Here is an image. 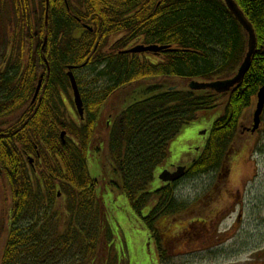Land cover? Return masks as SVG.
<instances>
[{
	"label": "trees",
	"instance_id": "trees-1",
	"mask_svg": "<svg viewBox=\"0 0 264 264\" xmlns=\"http://www.w3.org/2000/svg\"><path fill=\"white\" fill-rule=\"evenodd\" d=\"M89 1L94 13L83 15V19L95 31L79 36L73 33L74 22L60 0H50L52 13L48 26L45 25L44 0L38 3L23 0L15 14L11 13L15 9L11 6L12 0L7 1L6 14L2 13L0 0V23L9 25L0 27L2 114L9 117L16 113L14 106L19 100L13 89L17 88H11L16 80L25 88L26 93L20 98L25 97L27 104L44 74L43 84L47 88L40 92V97L46 103L57 94L59 86H67V66H82L89 60V66L95 70L99 52L94 54L87 42L100 41L102 49L111 38L138 41L143 37L147 44L173 49L158 53L162 58L160 65H142L136 60L130 69L120 66L109 70L107 76L111 79L130 73L129 83L140 90L134 93L132 110L123 117L125 125L120 127V140L110 145L113 171L104 175L102 183L113 185L127 198L131 210L149 233L159 264H169L171 245L175 242L195 247L208 238L199 228L197 219L203 218L199 211L202 206V209L209 207V198L206 194L193 202L181 201L177 198L178 184L163 187L160 183L158 188H153L156 171L169 159L171 143L182 130L211 114L218 118L205 150L193 164L187 179L208 177L221 167L223 157L231 150L244 111L256 103L257 94L264 86V0H234L254 28L257 47L242 83L224 94L196 92L187 86L192 81L213 82L235 76L247 55L248 34L228 11L224 0ZM33 3L39 6L34 15L29 10V4ZM46 38L48 43L44 46ZM4 40H16L20 44L4 47ZM27 41H36L38 45L28 46ZM45 60L50 69L49 77ZM147 73L161 74L166 82L168 80L165 88L144 89L138 83ZM173 79L186 83L177 86L170 83ZM125 81L121 80V88ZM31 113L23 116L17 137L21 136L24 152L33 150L30 138L34 139L41 161L55 176V182L46 181L48 188H54L56 194L54 186L58 185L65 195L61 203L53 207L24 204L21 200L27 199L33 187L27 180L20 186L14 174L18 173V158H11L13 152L8 146L10 156L4 159V170L8 171L12 186V206L0 209L1 216H7L0 222V236H5L1 241L0 264H117L107 210L97 194V191L101 195L106 192L99 189L102 181L89 173L91 143L81 139L80 130L76 128L72 133L78 140L77 145L59 141L60 132L66 130L62 113L47 112L41 106L36 120L26 126L24 121L31 119ZM66 169L67 175L64 174ZM26 175L24 173V177ZM40 194L37 201L42 198L41 191ZM210 215L207 219L211 220ZM170 235L172 240L168 242Z\"/></svg>",
	"mask_w": 264,
	"mask_h": 264
},
{
	"label": "flooded vegetation",
	"instance_id": "flooded-vegetation-1",
	"mask_svg": "<svg viewBox=\"0 0 264 264\" xmlns=\"http://www.w3.org/2000/svg\"><path fill=\"white\" fill-rule=\"evenodd\" d=\"M8 0H2L1 2V9L2 13H8ZM37 1L38 0H34ZM62 4H64L65 11L69 19H71L74 24L72 30L75 35L81 36L82 33H94V28L89 26L85 23L83 19V15L87 13H94L92 10V2L89 0H60ZM22 5L21 0H12L11 6L15 9H12L11 13H17L19 11L18 8ZM31 5V6H30ZM50 5V0H44V7H45V22L46 26H48V21L50 18V14L47 12V8ZM91 7V8H90ZM36 9H39V6L36 4H29V10L34 15ZM17 11V12H16ZM9 13V14H11ZM76 23V24H75ZM16 22L13 24V28H15ZM3 24L0 23V27ZM6 27L9 26L8 23L4 24ZM3 25V26H4ZM77 26V27H76ZM76 29V30H75ZM73 35V36H75ZM121 38V37H120ZM118 38H111L108 40V44L101 49L100 41H92V43H86V45L91 44L93 48V53H98L99 61L96 62V68L94 70L93 66L88 64L89 60L82 66H67L66 76L68 79L67 86L63 88L59 86L57 88V94L52 95V99L46 103H43V97H40V92L45 91V85L43 84L44 74L41 75L37 87L34 92V96L27 100V104L24 103L25 97L20 98L21 94H25V88L21 85L20 81L16 80V84L14 87L17 88L13 89L16 93V98L19 100L17 101L18 104L14 106V110L16 111L15 115L5 117L3 116L2 112V105L0 102V209H5L6 207L12 206V199L10 196L11 188L9 184V173L4 166V159H8L11 155V158L16 157L17 166H18V173H14L17 177V181H20V186L23 187L24 182L28 181V184H32V193H29L27 199H22L21 201L26 204H34L35 207L37 206H56L58 202L61 203L62 197L64 192L61 191V187L55 185L56 194L54 188H48L47 180L54 181V174L51 173L50 169H47L44 163L41 161V155L39 151V146L34 143V139L30 138V141L33 146V150H26L24 152L20 139L21 136L17 137V133H21L20 124H22L23 116H26L25 113H31V119L24 121L25 125L27 126L31 122L35 121L38 112L41 110V106L44 107L45 111L47 112H59L62 113L64 116V123H65V131L60 132V140L62 143L65 144L67 141L72 142L73 144H78V140L76 136L73 135L72 131L76 128V130H80L81 139L85 141H89L91 143V147L88 150V168L90 172V164H96L100 170V175L96 178L100 181L99 189L97 194L101 197L102 202L106 210L107 202L112 201L113 198L116 200V197L120 194L119 190L115 188L113 185L111 186L109 183L103 185V177L104 175H110L112 173L111 165V158H110V145L116 143L120 140V127L125 125L124 116H126L133 108V98L134 93L136 92L137 88L136 85L129 83L131 78L130 73H126V75L122 76H115V79H111L108 75L109 70L114 67H124L127 69L132 68V65L138 60L142 65L149 64V65H160L162 62L160 59V55L154 54L152 52H143V53H131L130 51L136 47L143 46V47H150V46H162L158 44H147L146 38H140L138 41H126L123 39ZM28 46L34 45L37 46L38 42L34 41H27ZM48 43V39H44V46ZM2 44V42L0 43ZM5 46H17L20 44L19 41H5L3 42ZM46 62V60H45ZM47 63V62H46ZM124 64V65H122ZM5 67V66H4ZM48 67V63H47ZM50 69L48 67V77L50 76ZM75 78L76 84L78 86L81 100L83 103V117L80 116L78 109L75 104V96L74 91L71 84V79L69 75ZM148 76L140 78L141 81L138 84H141L143 88L151 87V86H161L165 88L167 85L166 79L162 78L161 74L154 75L151 73H147ZM154 75V76H152ZM161 75V76H160ZM114 76V75H113ZM234 77V76H233ZM231 77V78H233ZM229 78V79H231ZM121 80H126L123 82L125 85L121 88ZM41 82V83H40ZM13 84V83H12ZM40 89L38 91L39 85ZM177 86L181 85L180 81H177ZM19 87H22L20 90ZM43 87V88H42ZM10 88V86H9ZM129 88V89H127ZM142 89V88H141ZM18 90L21 92L19 94ZM22 90V91H21ZM140 90V89H139ZM38 91V93H37ZM7 92V91H6ZM230 92V91H229ZM228 92V93H229ZM0 96H3L0 94ZM29 98V97H28ZM2 100V99H0ZM254 113H255V105L250 109L244 111L240 121L237 135L231 145V150L226 153L223 157V163L220 168L214 170V172L210 175L212 179V186L210 188V193H208L209 198V207H212V211L210 214H213L211 221L215 219L221 218V214L219 215L218 212L214 213L213 207L217 203L220 196L224 197L229 193L228 186H230V177L232 175V165L240 156L239 148H237V140L242 137H248L251 141H257V137L264 131V119L261 118V123L258 128H255L254 125ZM122 120V122H121ZM215 124V123H214ZM20 129H19V128ZM214 127V125H213ZM69 128V130H68ZM17 130V131H16ZM65 134L64 139H62V134ZM178 137V136H177ZM176 140V139H175ZM174 140V141H175ZM173 141V142H174ZM172 142V143H173ZM209 142V140H208ZM207 142V144H208ZM171 143V145H172ZM206 144V146H207ZM12 150V154H7V149L9 148ZM27 148H29V144H26ZM237 146V147H236ZM171 148V146H170ZM206 148V147H205ZM205 150V149H204ZM203 150V151H204ZM254 150V149H253ZM171 151V150H170ZM203 151H200L197 155V158L191 163L187 165H183L180 163L178 164H168L171 152L169 154V159L166 163L159 169L160 171H168L171 173H175L179 168H186L185 177L175 183H161L160 186H167L172 184L180 185L181 181L189 178V173L192 169V166L198 159L201 157ZM21 156L23 158H21ZM24 160V161H23ZM41 161V162H40ZM69 161L71 162V156L69 155ZM43 166V167H41ZM41 167V168H40ZM67 169L64 170V174L67 175ZM70 172V171H69ZM24 173H27V177H24ZM92 177V176H91ZM102 178V179H101ZM100 179V180H99ZM27 180V181H26ZM229 184V185H228ZM40 191L42 193V198L37 201V197H39ZM55 195L58 198L55 200ZM65 195V194H64ZM24 197V194L22 195ZM240 200L243 199L242 196H239ZM220 200V199H219ZM5 206H2V204ZM40 206V207H41ZM2 207V208H1ZM232 209V208H231ZM230 209V210H231ZM229 210V211H230ZM108 213V212H107ZM9 216V214H8ZM7 216H1L0 211V222L2 219H5Z\"/></svg>",
	"mask_w": 264,
	"mask_h": 264
},
{
	"label": "rangeland",
	"instance_id": "rangeland-1",
	"mask_svg": "<svg viewBox=\"0 0 264 264\" xmlns=\"http://www.w3.org/2000/svg\"><path fill=\"white\" fill-rule=\"evenodd\" d=\"M217 118L211 114L186 126L171 145L168 164H191L205 149ZM237 141L236 147L241 154L232 165L229 193L225 198L220 196L213 207L214 213L221 209L218 212L221 218L207 219L212 207L202 209V206L199 214H203V218L197 220L208 238L202 239L195 247L175 242L171 245L173 251L169 264H264V131L256 142L247 136H240ZM90 172L93 178L100 175L99 168L93 163ZM161 173L156 171L153 188L162 183L159 180ZM211 186V176L185 179L178 187L177 198L196 201L210 193ZM239 196L243 199L240 200ZM107 208L108 223L114 236L113 257L117 264H159L149 233L131 210L127 198L119 195L116 200L113 198L107 202ZM4 237L0 236V250ZM171 240L170 235L167 241Z\"/></svg>",
	"mask_w": 264,
	"mask_h": 264
},
{
	"label": "water",
	"instance_id": "water-1",
	"mask_svg": "<svg viewBox=\"0 0 264 264\" xmlns=\"http://www.w3.org/2000/svg\"><path fill=\"white\" fill-rule=\"evenodd\" d=\"M226 6L231 11V13L235 16L238 23L241 25L243 30L248 34V52L247 55L239 67L236 75L227 80H218L213 82H199L192 81L188 85L189 89L196 92L202 91H211L218 94L228 93L236 86H238L244 80L246 74L250 70L252 57L256 51L257 47V39L255 35V31L251 23L247 20L243 12L239 9L238 5L234 2V0H224ZM173 49H169V47H159V46H150L143 47L139 46L132 49L131 53H143V52H152L154 54L162 53V52H171ZM71 79L72 88L75 96V104L78 109V112L81 117H83V103L81 100L80 92L78 86L76 84L75 78L72 74L69 75ZM41 83V82H40ZM41 84L39 85L38 91L40 89ZM37 91V93H38ZM264 112V87L261 88L257 95V104L256 110L254 113V125L255 128H258L261 123V117ZM65 134H62V139H64ZM186 168H179L175 173H171L168 171H163L159 177V180L163 183H175L185 177Z\"/></svg>",
	"mask_w": 264,
	"mask_h": 264
},
{
	"label": "bare ground",
	"instance_id": "bare-ground-1",
	"mask_svg": "<svg viewBox=\"0 0 264 264\" xmlns=\"http://www.w3.org/2000/svg\"><path fill=\"white\" fill-rule=\"evenodd\" d=\"M22 1V4H23V0H21ZM226 4V3H225ZM22 6V5H21ZM20 6V7H21ZM228 8V7H227ZM228 11L231 13V11L228 9ZM47 12H48V14H51L52 13V11H51V4L48 6V8H47ZM58 15H61V12H59L58 11V13H57ZM231 15L235 18V16L231 13ZM236 19V18H235ZM248 52V51H247ZM239 69V68H238ZM238 71V70H237ZM249 72V71H248ZM237 73V72H236ZM236 75V74H235ZM264 87V86H263ZM263 87H261V88H263ZM260 88V89H261ZM258 95V94H257ZM257 103H255L254 105H256Z\"/></svg>",
	"mask_w": 264,
	"mask_h": 264
}]
</instances>
